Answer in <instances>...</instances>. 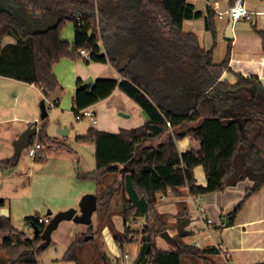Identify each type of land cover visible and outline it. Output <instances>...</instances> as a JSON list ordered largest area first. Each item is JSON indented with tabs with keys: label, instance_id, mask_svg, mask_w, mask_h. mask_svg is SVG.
<instances>
[{
	"label": "trees",
	"instance_id": "16d2710c",
	"mask_svg": "<svg viewBox=\"0 0 264 264\" xmlns=\"http://www.w3.org/2000/svg\"><path fill=\"white\" fill-rule=\"evenodd\" d=\"M14 2L15 6L0 7V76L34 83L48 94L62 89L54 65L64 57L80 58V50L86 49L89 56L85 60L108 61L123 79L100 78L91 86L79 79L74 113L108 98L118 87L148 115L137 128L107 132L92 126L76 136L79 141L95 143L96 169L77 173L80 178L100 180L110 172L118 174L108 187L121 194L118 204L125 221L123 232L111 225L116 242L124 249L134 238H141L135 264H182L185 254H203L204 250L185 241L191 235L185 229L191 222L187 207L176 218L175 249L157 247L156 235L169 223L157 210L159 196L169 190L181 195L183 187L195 197L224 192L248 178L251 187L222 218L220 227L235 223L245 200L264 188V86L259 77L237 73L235 83L222 79L223 72L231 70L230 47L225 59L216 63L213 49L202 47L195 33L184 30L185 20L204 15L188 0ZM216 15L209 8L205 16L214 40ZM67 21L75 23L74 45L61 37ZM9 36L14 41L5 44ZM186 136L198 139L200 147L181 153L177 142ZM36 138L45 149L65 146L49 134L46 123L32 141ZM148 140L152 143L145 144ZM0 162L12 166L11 160ZM198 165L206 171L205 187L196 183L194 168ZM4 203L0 198V205ZM109 204L98 201L99 209ZM39 216L26 220L42 232L46 225L39 224ZM143 217L144 228H130L129 220L138 222ZM0 231L8 232L0 244V264H39L37 255L48 246L41 233L28 237L3 216ZM208 252L219 251L211 248ZM77 254L74 243L65 259L77 262ZM101 258L106 264L107 257Z\"/></svg>",
	"mask_w": 264,
	"mask_h": 264
},
{
	"label": "crops",
	"instance_id": "0c3cea01",
	"mask_svg": "<svg viewBox=\"0 0 264 264\" xmlns=\"http://www.w3.org/2000/svg\"><path fill=\"white\" fill-rule=\"evenodd\" d=\"M188 1L195 6V9L204 11V15L200 18L185 20L183 22L184 30L195 33L202 47H205L207 50L213 49V57H215L218 49L222 51V59L216 61L215 57L216 63H221L225 59L230 47L228 66L231 70H225L222 79L235 83L238 79L237 73H241L246 77L256 75L264 86V0H244L245 6L250 12V18L244 17L234 21V38L232 40L225 39L229 15H220L219 13L220 11H226L233 5L231 0ZM209 8L214 9L217 13L214 18L217 32L216 40L213 38L211 29H208L207 25H205V16L208 14ZM75 33L74 21H67L61 31V37L63 40L74 45ZM13 41L14 38L12 36L4 39L5 44ZM53 70L62 85V89L59 88L48 94H44L34 83L24 82L13 77L0 76V160H11L12 165L20 164L22 160L21 156L27 148L23 150L18 158L19 160L16 162V159H14L15 147L13 141L30 125H37L39 132L42 125L46 123L49 134L55 137L58 142L65 144L60 149L47 147L45 149L43 145L38 153L40 154L38 158L41 160L37 162L36 158H32L34 159V167L32 169L30 166L29 173H34L37 167L40 174L43 171L41 167L44 160H47L51 154L59 155L61 158H65V160L73 159L74 161L77 158L78 161H81L84 152L87 151L94 153L95 156L94 142H83L76 139L77 135L87 133L92 126L102 131L119 132L125 128L140 127L148 120V115L143 108L126 92L116 87L108 98L100 100L89 107L95 113L97 118L96 123H93L92 126L79 124L78 126L72 125L70 127L67 121L69 115H74V119L81 122L80 119L75 117L73 109L79 79H82L84 84L91 76L95 82L100 78H114L121 81L123 77L110 62L104 63L93 60L88 62L85 60L84 55L77 59L64 57L54 65ZM56 102L57 106L54 104ZM43 104L47 110L45 117H42ZM60 128L66 134L59 133L57 129L60 130ZM151 143L150 140L145 142V144ZM177 145L179 151L184 153L190 149H198L200 141L186 136L179 139ZM44 149L46 150V154L42 158L41 155ZM70 154L73 155L72 158ZM6 167H8L6 164L0 162V183L6 188H10L12 184L9 182V171H5L8 169ZM194 171L197 185L205 187L207 185V176L203 166H196ZM64 173L61 172L59 175H56V180L51 184V189L57 191V193H59V187H61L63 182V179L58 181V178L59 176L65 177ZM113 174L116 175V178L113 180L114 182L118 178V174ZM251 185L252 181L247 178L240 180L236 185L227 187L224 192H210L206 195L195 197L189 194L188 187H183L181 195L174 194L169 190L167 194L159 196L157 210L173 225L172 233L169 229L167 230L170 235L174 238L176 237L175 224L177 215L182 208L187 207L191 222L185 226V229L191 235L186 237L185 241L205 251L199 256L183 255L182 264H221L220 249L230 251L229 264L264 263V188L245 200V204L238 213L233 225L220 227L222 218L240 204L246 190ZM48 192L44 194L43 199L50 198ZM83 193V191H80L73 195H66L65 193H62V195L55 194L54 199L73 200V202L62 204L46 202L41 209L45 210V212L37 211L35 214L45 216L49 210L57 213L72 207L78 208L76 204L82 198ZM0 198L5 199L4 205H0V216L11 219L12 210L8 207V195L0 192ZM190 199H192V202ZM208 217L215 221L214 227L205 226V220ZM160 233L156 236L157 247L164 250H174L176 238L173 243L162 237ZM78 235L79 233H77L76 238ZM6 236H8V232L0 231L1 238H5ZM161 239L164 242H161ZM90 240H94V236L93 239L86 241ZM170 245H172V248H170ZM211 248H216L219 252H208ZM139 249L140 245L135 257H138ZM106 257L110 259L109 255ZM97 260L98 258H96L94 264H101ZM131 262L132 260L129 264Z\"/></svg>",
	"mask_w": 264,
	"mask_h": 264
},
{
	"label": "rangeland",
	"instance_id": "374dc122",
	"mask_svg": "<svg viewBox=\"0 0 264 264\" xmlns=\"http://www.w3.org/2000/svg\"><path fill=\"white\" fill-rule=\"evenodd\" d=\"M8 5L15 6L14 0H0V7ZM221 52L222 51L219 49L216 51V61L222 59ZM80 120L81 122L74 119V115H69L67 121L70 127H72V125L78 126L79 124L93 125V122H91L89 118H82ZM57 131H59V129H57ZM45 154L46 151L41 155L42 158H44ZM39 156L40 154H38L35 159L37 162L41 160L38 158ZM70 156L71 158L73 157L71 154ZM21 159L20 164L6 167V169H8L5 171H9V182H11L12 186L6 188L0 183V192L8 195V207L12 210V224L28 237H32L35 234L33 227L27 223L26 218L37 215L35 214L37 211L44 213L45 210L41 209L46 202H51V204L54 202L61 204L73 202V200L64 201V199H54V196H56L55 194L62 195V193H65L66 195H73L83 191V195L87 193H97L99 201H106L108 198L106 193L113 191L107 187L108 184L112 183L116 178V175L113 173L103 176L100 180L80 178L79 174H77H89L95 170L96 157L94 153L90 151L84 152L81 161H78V158L75 159V161L73 159L65 160V158H61L59 155L51 154L47 160H44L43 166L41 167L43 171H41L40 174L37 167L34 173H29L30 166L32 169L34 167V159L29 157L27 150L23 152ZM61 172H65L64 174L66 176H59L58 181L63 179V182L61 187H59V193H57V191L51 189V184L56 180V175H59ZM33 175L35 176L33 177ZM47 191H49L48 194L50 198L43 199L42 197ZM120 200L121 194L113 192L110 195V207L98 208V210L94 212L92 226L79 222L76 223L73 220H63L61 225L52 232L51 243L37 255L39 264H94L96 258H98V263L103 264L101 258L103 255L110 256V259H105L107 261L106 264H129L137 255L140 242L138 241L139 239L134 238L132 242H129L124 249H122L113 237L111 230V225L113 223L120 232L124 231L125 226V221L121 215L122 207L121 204H118ZM78 204L79 202L76 206H78ZM145 222V219H139L136 225L130 228H134L135 230L142 229L143 227L140 226ZM172 226V224L167 223L165 230L169 229L172 233ZM77 233H79V235L76 238ZM87 235L94 236V240L86 241L85 236ZM161 242L164 241L161 239ZM72 243H77L78 262L65 259L66 253ZM170 246V248H172V245ZM124 253H129L131 257L128 258V260L124 259Z\"/></svg>",
	"mask_w": 264,
	"mask_h": 264
},
{
	"label": "water",
	"instance_id": "95a60500",
	"mask_svg": "<svg viewBox=\"0 0 264 264\" xmlns=\"http://www.w3.org/2000/svg\"><path fill=\"white\" fill-rule=\"evenodd\" d=\"M215 1V0H210ZM233 27H234V19L231 15H229V22L228 27L226 29L225 33V39L232 40L234 38L233 35ZM95 83L94 78L91 76L88 80L84 82V86H91ZM43 114L42 117H45L47 114V110L45 109V105H42ZM67 131V130H66ZM59 133L66 134L64 130L60 128ZM38 134V126L37 125H30L27 126V129L23 131L17 139L13 141L14 147H15V153H14V159H16V162L19 160L21 153L24 149L28 148L30 145V142L32 140V137ZM113 193V191H110L107 193L108 198L106 201L110 200V195ZM98 201L99 197L97 193H87L82 196V198L79 201L78 208L72 207L66 210H62L57 213H53L52 210L48 211V215L51 216L50 222L46 225L45 229L41 232V229L38 225H33L34 234L38 235L41 233L42 238L46 241V245H49L51 243V236L52 232L56 230L61 222L63 220H73L76 223H84L91 225L92 217L94 215V212L98 210ZM162 237H165L170 242H175V238L170 235V233L167 230H164L160 233ZM86 240L93 239L92 235L85 236ZM264 264V263H262Z\"/></svg>",
	"mask_w": 264,
	"mask_h": 264
},
{
	"label": "built area",
	"instance_id": "2783aa9c",
	"mask_svg": "<svg viewBox=\"0 0 264 264\" xmlns=\"http://www.w3.org/2000/svg\"><path fill=\"white\" fill-rule=\"evenodd\" d=\"M220 15L223 14H227V15H231L232 18L234 19V21H236V19L239 18H250V12L248 10V8L245 6V2L244 0H236L235 3L229 7V9H227L226 11H220L219 12ZM81 54L88 57L89 53L86 51V49H81L80 50ZM55 104V103H54ZM56 106V105H55ZM75 117L77 119H82V118H89L91 120V122L96 123L97 122V118L95 116V113L92 109L90 108H84L79 110L78 112H76ZM42 144L41 142H39L38 139L33 140L30 142V145L27 148V153L31 158H36L38 156L39 151L42 149ZM190 201L192 202V199H190ZM142 219H145V217H143ZM51 220V216L46 214L45 216H39L38 218V222L39 224H43V225H47ZM136 221L134 220H129L128 225L129 226H133L136 225ZM223 223V221L220 223ZM215 221L211 218H207L205 220V226H211L214 227L215 226ZM145 223L142 224V226L144 228ZM33 227V225H31ZM134 229V228H133ZM130 236L134 237L135 236V232L131 231L130 232ZM139 239L138 241L140 242L139 245L141 246V238H137ZM4 238L0 237V241L3 242ZM219 255L221 257V264H229V256H230V251L228 250H224V249H220L219 250ZM124 259H127L131 257V255L129 253H124L123 255ZM137 257L132 259V262L130 264H135Z\"/></svg>",
	"mask_w": 264,
	"mask_h": 264
}]
</instances>
